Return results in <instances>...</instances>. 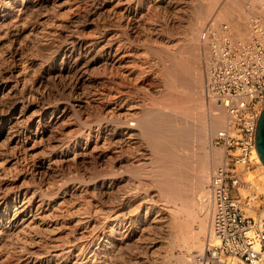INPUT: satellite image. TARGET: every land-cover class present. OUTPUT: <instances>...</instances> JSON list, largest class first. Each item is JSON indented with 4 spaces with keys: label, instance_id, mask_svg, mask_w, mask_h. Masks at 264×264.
Returning a JSON list of instances; mask_svg holds the SVG:
<instances>
[{
    "label": "bare ground",
    "instance_id": "obj_1",
    "mask_svg": "<svg viewBox=\"0 0 264 264\" xmlns=\"http://www.w3.org/2000/svg\"><path fill=\"white\" fill-rule=\"evenodd\" d=\"M196 2L198 8L194 9V11L196 10L195 13L193 12L196 23L193 22V25L187 27V33L185 32L186 39L192 43L203 21L216 19L223 9L227 12L225 13L226 16H230L235 13L239 6L238 0H196ZM17 3L18 0H0V56L4 51L3 48L9 49L16 40V27L17 32L20 33L23 30L27 32H25L26 36L32 35L31 29H29V19L26 20V18H21L19 15L16 16V11L23 9L26 5L16 9L18 7H16ZM178 3L179 0H107L109 6L107 18L95 23L94 21L82 23L81 31L91 27L93 31L87 34L80 32L81 35L79 33L77 36L79 46L86 44L87 39L90 40L85 51L79 55L77 54L75 67L79 70V73H82L80 70L83 71L90 63L99 61V59L103 58L104 64H106L105 70L110 80L106 84H102L99 89L97 88L96 95L101 99L102 107L108 117L106 115L103 119L101 118V122L97 119L99 124L95 128L90 125L91 128L89 127L87 132L82 134L87 139L86 143H77V149L73 152V156L68 158L81 160L92 157L97 162L111 159L113 163L132 159V164L136 162L133 165L134 169L131 168L133 171L136 168L137 171L141 170V163L143 162L145 165L146 160L149 162L155 160V163L157 161V167L162 162L163 168H161V165L159 168L165 171L164 176L166 177L165 180L161 179L164 181L161 183L164 184V188L161 187L166 191V194L162 191L163 196L161 197L166 195V200L163 198L166 202L161 203L162 206L160 204V215L151 220L148 219L156 207L154 202L148 200L150 198L152 200L154 196H148L149 199L147 200L148 197L146 198L142 194L141 196L133 195L135 194L133 192L139 190L137 189L138 185L135 186L137 190L134 191L135 189L131 185L136 180L131 181L132 184L129 181L134 178V175L135 178L142 176H138L139 172L136 173L137 171H132L134 173L132 175L131 169H128V167H113L107 172L106 170L103 172L102 169V172L96 175L98 180L101 181L100 194H102V197L89 196L82 189L79 192L80 202L73 207L70 205L72 208L62 205V200L58 202L49 198L51 196L47 197L43 187H36L35 183H26L25 181L26 184L24 183V185L21 183V186L5 190L3 186L6 183L8 184V180H10L9 173L14 171L15 174L16 172L30 174L34 167L43 166L44 157H40L35 150L34 143L31 144L32 140L35 142L36 138L40 137L41 128H37V126L35 130L30 128L32 125L30 126V122L26 121L23 115L14 116V112L10 111V107L7 106L10 99H6L13 96V94L8 77L4 76L0 79V136H5L4 144L6 145V156H3L0 152V264H154L162 256H160L159 250L161 251L160 247L162 243L164 244L166 235L170 237V245L173 242V244L180 243L188 250L194 249V247L199 249L201 236L206 231L209 218L208 205L206 206L205 202L206 193L202 190H184L179 184L180 175H183L182 171L188 165L190 156L187 155L189 157L186 158L185 155L181 154L178 149L179 144H177L182 139L186 141L189 137L192 138V135L197 134L193 133V130L197 128L191 130L192 128L189 126L192 124L193 117H195L192 112L195 106L191 104L193 103L191 100L194 98V78L197 74L191 58L188 56L178 58L180 56L174 55L168 59L170 64L167 63L170 65V69L167 72H169L168 74L172 77V80L167 81L163 90L162 86H153L154 91H163V95L159 93L162 95L160 103L152 101V104L148 103L146 105L144 101L146 97L143 98L144 93L148 92L146 91V85L149 86L146 83V78L155 69L153 67L157 61L153 50L159 42L158 38L157 42L156 37L159 36L160 28L164 26H162L163 21H165L164 12L175 9ZM65 24L67 26V23ZM190 44L187 45L192 46ZM159 45L161 44L159 43ZM184 46L180 47L183 48ZM164 47L162 49H168ZM172 48L169 47L170 50L168 51H171ZM167 66H165V70ZM30 67L31 59L25 58L23 60L22 58V60L13 62L9 72L11 76L14 75L17 79H23ZM85 71L80 78L83 82H88L90 78L86 76ZM183 72L184 78L179 80L176 73L183 74ZM182 74L180 77H182ZM161 80H164L163 77ZM161 83L163 85V82ZM196 89L198 90V88ZM160 95L158 99H160ZM197 101L199 102V100ZM200 105L197 107L202 108V105ZM218 107H220L219 104ZM218 107H216L218 111L211 112L212 117H210L208 123L209 129L218 128L225 120L224 114V118L222 117L223 111L219 110ZM197 112L199 111L197 110ZM222 119L224 120L222 121ZM195 120L194 122H196ZM48 126L51 125L48 124ZM202 126L199 125V128ZM200 129L203 130V128ZM198 132L202 134V131L199 130ZM186 137L188 138L185 140ZM197 137L199 138L198 135ZM197 137L195 139L198 141ZM200 155L202 156V154ZM200 155L198 154L199 157ZM215 155L217 156L216 153ZM206 158L200 159V161L202 160L200 162L202 169L197 168L200 164L195 167L198 173L197 178H199V174L202 179L208 175L211 161L206 160ZM258 158L264 169V163L259 155ZM119 166L121 165L119 164ZM152 166L151 168L157 171V168L154 169V166ZM159 168L157 172L161 171ZM197 169L201 170L200 173ZM147 170L149 171V168ZM130 172L133 176V178L131 176V179ZM159 174L160 172L157 175ZM88 181L92 182L91 180ZM256 181L254 183L251 181V184L252 188L255 187L256 189H254L258 191L257 194H252L257 207L258 203L256 202L259 201L262 192H264V187L258 185ZM80 183L79 181V183H72L67 188L65 187L64 194H70L78 185L80 187ZM142 183L137 182L139 188ZM47 184L46 182L44 186L47 187ZM46 192L48 193V191ZM243 194H246V192ZM159 200L162 201V199ZM144 209L145 217L142 219L140 211ZM249 211L252 215L257 211L260 212L259 215H264V211L258 209H250ZM72 214L77 215L76 222L69 226L68 237L63 238L64 235L59 234L63 224H61L60 218L64 216L69 218ZM165 257L166 255L164 260L162 259L163 262L159 261L166 264L169 257L164 262ZM186 260L188 259L186 258ZM188 262L191 264L190 260ZM188 262L186 261V263Z\"/></svg>",
    "mask_w": 264,
    "mask_h": 264
},
{
    "label": "rangeland",
    "instance_id": "obj_2",
    "mask_svg": "<svg viewBox=\"0 0 264 264\" xmlns=\"http://www.w3.org/2000/svg\"><path fill=\"white\" fill-rule=\"evenodd\" d=\"M238 1H239V6L236 9L234 14L230 16L229 15L226 16L227 14L225 13L227 12L225 11V9H223L220 12V14L217 16L216 20L226 21V22L236 21L237 24L235 25V28L237 32L243 33L245 31V23H246V17L244 13L245 12L244 7H245L246 0H238ZM59 2H61L62 4H60ZM192 2L196 4L194 3L192 4ZM24 5H26V7H23ZM16 7H17L16 9L23 7V9H19L20 11L19 10L16 11V16L19 15L21 18L22 17L26 18V20L29 19L28 20L30 22L29 29H31L32 35L30 34L29 36H26L27 32L23 30H21L19 33V31L17 32V27H16V40L11 44V47L9 49L3 48L4 51L0 56V59H1L0 60V79L3 78L4 76L8 77L9 84L12 87L11 90H12L13 96H10V98H7L6 100L10 99V101L7 102V106L10 107V111L14 112L13 113L14 116L17 117L19 115H23L25 120L30 122V126L32 125L30 128L34 130L36 126L37 128H41L40 137L36 138L35 142L34 140H32L31 144L34 143V147H35L37 154L40 155V157L42 158L44 157L43 158L44 164L42 167H34V169L32 170L30 174H27V173L20 174V172L19 173L16 172L15 174L14 171H12L11 173L8 174V177L10 180H8L9 182L7 181L8 184L7 183L5 184L7 186L4 185L3 188L5 190H9L12 187H17L19 185L21 186V183L22 185H24L25 181L26 183L27 182L35 183L36 187H39V186L43 187L44 192L47 195V197L51 196L49 198L55 199L58 202L62 200L61 201L62 205L67 206V207L69 206L68 208H72L78 202H80L79 192L82 189H84L89 196H95V197L97 196L96 198H98V196L102 197V194H100L101 181L98 180L97 178L98 176H96L98 173L100 174L102 172V169H103V172H105L104 170H106V172L110 171L113 167L115 168L117 167L127 168L128 167V169H131V168L134 169L133 165L136 164V162L132 164L133 162L132 159L130 160L127 159L121 162L113 163V160L111 161V159H105L100 162H97L92 157H87L81 160H76V159L74 160V159L68 158V157L73 156V152L77 149V143L78 144L86 143L87 139L82 134L87 132V130L89 129V127L91 128V126L92 128L97 127V125L99 124L98 121L100 120L101 122L102 121L101 118L103 119V117L107 115L104 111V108L102 107L103 104L100 101L101 99H99L98 96L96 95V91H98L101 85L106 84L110 80V78L106 74V70H105L106 64H104V59L102 58V59H99V61L90 63L88 67L83 69V71L80 70V72L82 73L86 70L85 71L86 76H89L90 78L88 82H85V81L83 82L81 80L80 77L82 73H79V70L76 69L75 61L78 55L85 51V48L88 47V43L90 42V40L87 39L88 41L86 44H84L83 46H79V44L77 43L78 34L80 32L82 34L83 33L87 34L93 31L91 30L92 27L84 31H81V24L86 21H94L95 23L97 21L105 20V18H107L108 16L107 11H108L109 6L107 4V0H18ZM197 8H198V4L196 0H193V1L192 0H179V3L175 9H171L169 11L166 10L165 11L166 13L164 12L163 16H164L165 21H163V24H162V26L163 25L164 26L163 28L162 27L160 28L159 36L156 37V39L157 38L159 39V42L157 39L158 44L156 45L158 47L156 48V46H154L155 50H153L157 53L156 54L155 52H153L155 56L157 57V61L155 63L156 65H154L153 67V69L154 68L155 69L146 78V83H148L149 86L146 85L147 88L146 87L145 88H146V91L148 92L147 93L145 92L143 96V98L146 97L144 98L146 105L148 103L152 104L155 101L157 103H160L162 101L161 98L163 95L162 94L163 91L161 92L154 91L153 86H157V87L162 86L161 88L163 90L167 81H169V79L172 80V77L169 76L168 74L169 72H167V70L170 69L169 68L170 61L168 59L174 55L180 56L178 58H181L182 56H186V57L188 56L191 58L192 63L196 67V73H197L194 78V84H195V91L193 94L194 98H192L191 100L193 102L191 104L192 105L194 104L193 106H195L196 108L195 110V108L193 107L194 110H192L193 115H195L196 118L193 117L194 119H192L193 121L191 123L193 125L195 124L198 125L199 123H201L203 126L199 124L200 126H202L200 128H203V130L205 129L206 130L203 132V130L199 128V125L198 127H196V125L193 126L190 123L191 125L189 126L192 128L191 130H193V128L194 129L199 128L198 131L199 130L202 131V134L198 131L196 132L197 129L193 130L194 134L197 133L196 135H192L193 137L191 136L192 138L189 137V139H187L188 137H186L184 138L185 140L187 139L186 141L182 139L180 143L179 142L177 143L179 144L178 145L179 152L185 155L186 158L190 156V158H188L189 159L188 165H186L182 171L183 175L182 176L180 175L179 184L182 186V189L184 190H188V191L202 190V192L205 191L206 193L205 202H206V206L208 205L209 218H208V224H207L206 231L201 236L202 244L200 243V246L201 245L202 246L201 247L198 246L200 250L197 247H194V249L191 248V250H188L187 248L183 247L180 243L173 244V242H171V245H170L169 243L170 237L166 235L164 244H166V242L167 244L168 243L169 244L164 245L162 243L160 247L161 251L159 250L160 256L162 255L159 260L161 261L162 259L164 260V256L166 255L165 261H164L166 262V259H168L167 257H169V259L167 260L168 262H166V264H189L188 260H190L191 264H214L211 261H209L207 257V254H208L207 251H208L209 244L213 242V236L211 234L212 206H211V201H210L209 183H210V178H211L213 169L222 162V159L224 156V150L219 145L215 146L214 144H212L211 139L213 135L219 129L222 128L221 126H223L224 122L222 123L221 126H218V128L216 127L212 129L208 128V123L210 121V117H212L211 112L212 111L214 112V110L218 111V109H216V107H218V104L220 106L218 107L219 110L223 111V112L221 111L222 117H223V114L225 115V113L220 103L210 97V95L207 92L206 85H205V72H204V64H203L205 49H204L203 44L200 41V32L205 26V24L214 18L208 19L205 21L202 20L203 24L200 25L201 28L198 29L199 30L197 32L198 34H195L194 36L195 42L194 40H192L193 43L189 41L191 43L190 44L188 42V39H186L187 37L185 36V32L187 33L188 28L194 24L193 22H195L194 18L196 19V17L194 13L196 10L194 11V9H197ZM190 12L192 13L194 12L193 15H191L192 13ZM51 22L53 23L51 24ZM60 22L63 23L62 26ZM65 23H67V26ZM159 43L161 45H159ZM174 44H175V47H174ZM187 44H190L192 46H189ZM164 45H166L168 49H162ZM180 46H184L185 48L188 46L186 48L187 51L185 50L184 47L182 48ZM169 47L170 48L173 47L171 51H168L170 50ZM22 58L23 60H25V58H30L31 67L29 71L25 74L23 79L22 78L17 79L14 75L11 76V73L9 71L11 69L13 62H15L16 60H22ZM165 63H167L168 66L165 65ZM165 66H167L166 70H165ZM161 68L164 69L165 71L162 70ZM160 71H162L163 73ZM158 72L162 74L165 73L164 74L165 76L162 74H159ZM177 74L178 73H176V77L178 76L177 78L179 80L184 78V72L183 74L179 73L180 75L179 74L177 75ZM181 74H182V77H180ZM162 77L164 80H161ZM160 81L163 82V85H161L162 83ZM196 88H198V90ZM156 93L158 94L156 95ZM159 93L162 95H160ZM159 95H160V99H158ZM0 97H1V92H0ZM197 100H199V102L201 103L202 108L197 107L200 105V103ZM197 110L200 113L197 112ZM106 117H108V115ZM197 118L199 119L196 121L195 119ZM224 119H222V121ZM194 120L196 122H194ZM47 123L51 126H48ZM197 135L199 136V138L197 137ZM195 137L198 138L199 142L197 141V139H195ZM2 140H3V143H2ZM189 142L193 144L192 147ZM4 143H5V136L2 135L0 136V152L3 154V156H6V145ZM201 148L203 151L201 150ZM215 153L217 154V156L215 155ZM220 153L222 154L221 156H220ZM198 154L199 155L202 154V156L200 155L201 158H204V157L206 158V155H207L206 160L211 161L210 166H209L210 168L208 171V175L206 176L208 178L205 177L204 179H202V176L200 178V174H199V178H197L198 173L195 167L200 164L199 166H197V168L202 169L201 168L202 166L200 163L202 160L200 161L201 158L198 156ZM187 155L189 156L187 157ZM213 157L216 158L217 160L214 159ZM198 158L199 160L197 161ZM142 161L144 160L142 159ZM154 161L155 160H153V162ZM145 162L146 163L148 162V164L146 165L145 163L144 165L143 162L141 163V165L144 167L140 165L141 166L140 169L142 171L141 170L137 171L138 170L137 168L134 171L132 169L130 170L131 172L132 171L133 172L137 171L136 173L139 172L138 176L140 175L142 177L135 178V175H134V178H133L132 175L134 173L132 172V175H131V172H130V179H131V176L133 179H131L129 182L131 181L133 182V180H136L138 183L143 182L142 186L140 184V188H139V184H137L136 181H134L136 183V184L134 183L135 185L132 184V182L130 183L132 184L131 186L134 187V189L138 185L137 189L140 190V193H139V190L135 189L134 191L137 190L138 192L137 191H136L137 193L133 192L135 193L133 195L137 194L138 196H141L142 194V196H145L146 198L148 196L149 197L154 196V198H152V200L154 201H152L151 198L150 200H148L149 197L147 198L149 202H154L157 207V209L155 207V209L150 214L151 216H149L148 218L149 220H151L152 218L158 217L160 215V212H161L160 208L162 204L166 202L165 201L166 195H164L165 197H161L163 196L162 191H164V193L166 194V191L163 189L164 184H161L162 182H164L162 180L163 179L165 180L166 176H164L165 171L161 169L163 168L162 162L159 161L161 163L159 164L162 166L161 167L160 165H158L159 167H161L159 168L156 166L158 164L157 161H156L157 164L154 162L155 163V166H154V163L152 162V160H150V162L154 166V169L157 168L156 170L158 171V168H159L161 169V171L164 172L163 174V172L159 170L160 174H162L164 178L160 174L157 175L159 172L151 168L152 165L148 160H146ZM112 164L113 165L115 164V165L113 166ZM119 164L121 166H119ZM214 164H217V165H214ZM145 167L147 169L149 168L150 173ZM142 168L148 171V172L146 171L148 175L146 174V172H144L145 174L143 173V171L145 170H143ZM199 169L197 170L200 173L201 170L199 171ZM151 173H154V174H151ZM79 178H82L83 180ZM197 179H198V182H197ZM201 179H202V183H201ZM247 179L249 181H252L253 183L257 179L256 183L258 182V185L264 187L263 167L259 166V167L254 168L248 174ZM88 180H91L92 182H89ZM79 181L81 182L80 187H78L79 186L78 185L77 188L71 191L70 194H64L66 188L70 184L77 183V182L79 183ZM46 182L49 184V185L47 184V187L46 185L44 186ZM254 188L255 187L243 188L244 190H241L242 196L245 197L248 193H250L251 195L257 194L258 191L255 190L256 188L255 189ZM46 191H48V193ZM245 192L246 194H243ZM261 195H264V192H262ZM159 199H162V201ZM260 201H261V205L259 207L260 209L259 211H264V196H261V198H259V201L256 202L258 203L257 207L259 206ZM134 203L136 204L137 202H134ZM157 204L159 205L157 206ZM70 205L72 207H70ZM254 209L257 210L258 208H254ZM144 211L145 209L140 211V215L142 219L145 217ZM248 213L252 215L250 211H248ZM259 214L260 212L257 211L256 213H254L253 216L257 217L259 216ZM74 215L75 214H72L71 216H69V218L68 216L67 217L64 216L60 218V222L61 224L62 223L63 224H62L61 232L59 234L61 236L64 235L63 238L68 237L67 235H69L68 234L69 226L73 225L74 222H76L75 220L77 219V215L75 216ZM260 216L264 218L263 214ZM190 254H193V255H190ZM186 258L188 260H186ZM159 260L158 262L156 261L157 263L156 262L155 263L165 264V263H161V261ZM186 261L188 263H186Z\"/></svg>",
    "mask_w": 264,
    "mask_h": 264
},
{
    "label": "built area",
    "instance_id": "obj_3",
    "mask_svg": "<svg viewBox=\"0 0 264 264\" xmlns=\"http://www.w3.org/2000/svg\"><path fill=\"white\" fill-rule=\"evenodd\" d=\"M244 8L243 33L236 21L216 19L200 32L206 89L225 113L211 139L224 150L209 183L213 242L207 257L214 264H264V218L248 213L261 204L241 192L252 188L248 174L261 166L255 134L264 109V0H246Z\"/></svg>",
    "mask_w": 264,
    "mask_h": 264
},
{
    "label": "water",
    "instance_id": "obj_4",
    "mask_svg": "<svg viewBox=\"0 0 264 264\" xmlns=\"http://www.w3.org/2000/svg\"><path fill=\"white\" fill-rule=\"evenodd\" d=\"M256 151L264 163V109L262 110L256 127L255 134Z\"/></svg>",
    "mask_w": 264,
    "mask_h": 264
}]
</instances>
